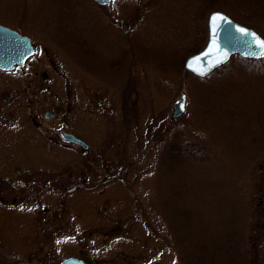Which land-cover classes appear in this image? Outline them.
<instances>
[{
	"label": "rangeland",
	"instance_id": "obj_1",
	"mask_svg": "<svg viewBox=\"0 0 264 264\" xmlns=\"http://www.w3.org/2000/svg\"><path fill=\"white\" fill-rule=\"evenodd\" d=\"M201 1L0 0L35 50L0 71V264H187L185 246L264 264V71L184 70L215 10ZM226 9L264 39V4ZM45 112L88 149L62 148Z\"/></svg>",
	"mask_w": 264,
	"mask_h": 264
},
{
	"label": "water",
	"instance_id": "obj_2",
	"mask_svg": "<svg viewBox=\"0 0 264 264\" xmlns=\"http://www.w3.org/2000/svg\"><path fill=\"white\" fill-rule=\"evenodd\" d=\"M105 4L109 0H95ZM215 17V19H213ZM207 37L204 45L195 53L188 55L183 61L185 71L196 77H204L209 72L224 64L230 56L260 59L264 56V39L253 29L231 19L226 13L214 10L206 18ZM243 30V31H241ZM34 46L30 39L18 32L0 25V71H10L21 66L27 58L34 54ZM186 94L181 91L171 104L169 118L175 120L185 112ZM52 112L43 113L44 118H52ZM61 141L78 146L86 151L88 145L71 133L60 130ZM15 264H28L17 262ZM58 264H87L75 257H66Z\"/></svg>",
	"mask_w": 264,
	"mask_h": 264
},
{
	"label": "trees",
	"instance_id": "obj_3",
	"mask_svg": "<svg viewBox=\"0 0 264 264\" xmlns=\"http://www.w3.org/2000/svg\"><path fill=\"white\" fill-rule=\"evenodd\" d=\"M201 2L204 3V5L206 7H208V8L211 7L208 10H211V9L221 10L225 13L228 12V11H226L227 10L226 7H233L236 9H240V11L241 10L245 11L247 13H251V12L256 13L258 10L260 11L259 5L264 4V0H202ZM240 15L242 17H244L242 13ZM230 16L235 18V16H233L231 13H230ZM235 19L237 22H239L245 26H248V27L252 28L253 30H256L255 27H253L251 24L247 23L246 20H244V19H246L245 17L242 20H239L237 18H235ZM201 20H202V16H201ZM202 31L204 34V32H205L204 26L201 27L200 32H202ZM202 41H203V38H200L198 44L196 46H194V48L192 49V51H191L192 53L198 51L202 47V46L200 47V44L202 43ZM233 59L235 60V62H237L240 65L250 64V65L254 66L257 70H259V72L264 71V62H263L264 59L263 58H261V59H249V58L240 57L238 55H232L226 63H224V64L218 66L217 68H215L214 70H212V72H210L209 74L204 76V78H199V77L198 78L196 77V78L199 80H202L203 82H204V80L211 81V82L214 81L213 78H215L216 76L217 77L220 76V74L223 72V70L228 66L229 61H231ZM193 146H194V144L187 145V146L185 145V146H183L184 150L182 149L181 152L187 151L188 153H192L195 156H197V151L193 150ZM229 247H230V245H229ZM231 247H233V246H231ZM183 249L185 250V254H183V258L186 259L187 264H212L213 260H215L217 264H221L220 263L221 261H219V259L214 257V256H207L206 260H204V259L200 260L199 259L200 255L197 253L198 250H196L197 252H194L193 250L190 249V246H185ZM195 260H197V261H195Z\"/></svg>",
	"mask_w": 264,
	"mask_h": 264
},
{
	"label": "flooded vegetation",
	"instance_id": "obj_4",
	"mask_svg": "<svg viewBox=\"0 0 264 264\" xmlns=\"http://www.w3.org/2000/svg\"><path fill=\"white\" fill-rule=\"evenodd\" d=\"M42 116H43V115H42ZM54 117H55V114H54V116H53L52 118H54ZM43 118H44V117H43ZM44 119H45L44 124H45V128H46V130L49 131V133H52V134L56 135V136H57V139H58V141H59L60 138H59L58 132H59L60 130L65 131L64 128L59 127L57 130H54V128H53L50 124H48V123H50V119H49V118H44ZM32 123H33V126L35 127L36 130H37V129L41 130L40 125L37 124V117H35V118L32 119ZM65 132H67V131H65ZM73 135H74V134H73ZM60 141H61V140H60ZM68 145H72V144H70V143H66V142H62V141H61V143H60V146H61L62 148H65V147H67ZM72 146H75V145H72ZM78 148H79V147H78Z\"/></svg>",
	"mask_w": 264,
	"mask_h": 264
},
{
	"label": "snow or ice",
	"instance_id": "obj_5",
	"mask_svg": "<svg viewBox=\"0 0 264 264\" xmlns=\"http://www.w3.org/2000/svg\"><path fill=\"white\" fill-rule=\"evenodd\" d=\"M213 19H215V17H213ZM241 31H243V30H241Z\"/></svg>",
	"mask_w": 264,
	"mask_h": 264
}]
</instances>
